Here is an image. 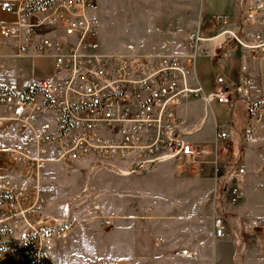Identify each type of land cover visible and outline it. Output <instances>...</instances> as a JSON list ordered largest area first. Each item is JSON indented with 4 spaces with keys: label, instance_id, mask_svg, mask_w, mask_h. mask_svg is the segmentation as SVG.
<instances>
[{
    "label": "built area",
    "instance_id": "obj_1",
    "mask_svg": "<svg viewBox=\"0 0 264 264\" xmlns=\"http://www.w3.org/2000/svg\"><path fill=\"white\" fill-rule=\"evenodd\" d=\"M100 8L98 0H0V47L15 40L16 56L53 61L51 82L0 83V196L9 202L0 231L8 230L17 241L0 238V264H52L56 241L66 236L69 223L35 221L32 215L40 207L39 183L54 163L117 159L134 167L129 173L167 161L211 163L216 168L213 237L221 240L232 233L220 212L223 205L241 200L247 171L237 160L227 167L229 129L216 123L213 149L201 150L185 140L178 108L185 99L201 98L206 107L225 106L234 124V104L249 103L250 78L230 86L216 75L210 92L192 81L206 41L199 31L188 34L185 57L159 51L103 53ZM224 34L245 52L264 58V0H248L238 28L217 37ZM9 165L26 173V185L6 178ZM93 210L99 211V205L94 203ZM241 224L251 233L264 220L244 218ZM193 254L182 250L179 256Z\"/></svg>",
    "mask_w": 264,
    "mask_h": 264
},
{
    "label": "rangeland",
    "instance_id": "obj_2",
    "mask_svg": "<svg viewBox=\"0 0 264 264\" xmlns=\"http://www.w3.org/2000/svg\"><path fill=\"white\" fill-rule=\"evenodd\" d=\"M185 0H98L101 7L102 27L100 33L101 51L106 54H145L164 52L178 56H188L190 48L187 43L188 34L199 31L206 38L203 43L204 53L198 56L192 69V81L197 79L206 92L212 91L213 81L218 72L224 75L237 74L238 66H231L222 61L228 55L239 53L258 55L245 52L229 35H220L226 30L238 28L241 15L248 0H235L231 5L232 12L230 27L217 28V20L229 15L224 5L216 0L203 4L201 1L187 5ZM187 15L182 21L184 10ZM229 17V16H228ZM215 29V30H214ZM17 41L0 47V79L15 81L31 76L32 72L38 77L53 80L51 60L35 61L16 56ZM211 61L213 72L202 74L200 64L202 58ZM262 57V56H261ZM188 63L189 61H187ZM222 61V62H221ZM207 62V61H206ZM223 65L224 71L219 64ZM189 64V63H188ZM201 73V74H200ZM206 76V79L203 77ZM37 77V78H38ZM258 90L264 95V80L257 83ZM252 96V94H250ZM254 97H257L255 95ZM259 97V96H258ZM240 101L236 108V123L231 124L229 138L231 155L228 165L235 160L244 165L246 181L250 187L263 189L264 185V98L256 102ZM178 114L184 120L183 132L185 140L197 145L201 150L211 151L215 143V122L227 125V108L214 104L206 107L201 98L185 99L178 108ZM243 120V121H242ZM242 121V123H238ZM255 121H257L255 123ZM252 127L253 131L246 128ZM251 132V133H250ZM251 138V139H249ZM235 144V145H234ZM236 146V148H235ZM210 157V156H209ZM171 163H164V176L170 169ZM211 163H194L186 165V171ZM150 170L129 173L132 167L121 160H105L101 158L85 159L69 164L54 163L46 170V177L39 183L41 192L36 214V221H67L66 236L56 241L54 264H106L108 259L117 256L126 241L122 232H113L112 224H80L87 219L96 220L98 211H93L94 203L101 209V215H111L109 205L116 199L129 198L134 192L124 182L133 181L135 176H144ZM213 168L215 167L212 165ZM123 172L128 174L123 175ZM6 178L18 184H27L25 172L13 165L8 166ZM131 177V178H130ZM130 178V179H128ZM152 181L164 183L158 173ZM32 188L31 191H34ZM255 200V197H253ZM35 201V199H33ZM4 196H0V220L7 217ZM106 208V211H105ZM238 207L225 204L220 214L231 224L233 217H238ZM101 218V220H104ZM8 224V223H6ZM15 237V235H13ZM0 238L17 242L10 236L8 230L0 231ZM56 252V251H55ZM195 264V263H193Z\"/></svg>",
    "mask_w": 264,
    "mask_h": 264
},
{
    "label": "crops",
    "instance_id": "obj_3",
    "mask_svg": "<svg viewBox=\"0 0 264 264\" xmlns=\"http://www.w3.org/2000/svg\"><path fill=\"white\" fill-rule=\"evenodd\" d=\"M190 1L193 3L201 1L203 4L206 2L208 4L213 0H185L184 4L187 5ZM216 1L224 5L223 10L229 13L217 20V28L221 31L222 28L230 27L231 5L235 0ZM186 15L185 8L180 24L186 20ZM30 59L35 61L51 60L39 57ZM201 60L200 72L205 75L207 70L213 72L208 57H203ZM222 61L239 67V71L235 75L234 73L224 75L222 72H218V75L226 78L228 85L233 86L242 77H249L252 82L250 102L264 98V95L260 96L261 93L257 87V83L264 80V58L258 55L239 53L225 56ZM51 62L50 76L53 74V61L51 60ZM219 65L224 71L223 65L221 63ZM38 76L33 71L29 77L15 81L0 79V83H15L21 86L31 78L49 81L47 77L40 78ZM203 79H206V76ZM255 95L257 97H254ZM239 102L234 104L231 116L234 124ZM229 120L227 125L223 126L230 132L232 128ZM242 121H238V123L240 124ZM214 122L221 124L216 119ZM249 124L246 125V128L253 131ZM164 163H171L165 176ZM164 163L158 164L147 175L135 176L133 181L124 182L123 185L128 186L134 195L113 201L109 205L111 215H101L100 209L96 220L87 219L84 223H80L106 224L104 221H109L113 226V232H122V239L126 241L124 245L127 247L121 248V253L108 259L106 264H264V225L251 233H246L241 224V220L244 218L264 220V185L262 190L256 189L255 185L250 187L245 180L243 196L236 205L238 217H233L232 224H230L232 233L224 239L216 240L213 237V215L216 209L212 204L216 168H213L212 164L211 166L208 164L186 171V165H179L176 161ZM123 173V175L126 174V172ZM156 173L163 178L164 183L152 181ZM103 217L106 220H101ZM56 221L61 222L58 219ZM56 249L55 247L52 264L55 263ZM182 250L192 251L194 254L187 258H181L179 253Z\"/></svg>",
    "mask_w": 264,
    "mask_h": 264
},
{
    "label": "bare ground",
    "instance_id": "obj_4",
    "mask_svg": "<svg viewBox=\"0 0 264 264\" xmlns=\"http://www.w3.org/2000/svg\"><path fill=\"white\" fill-rule=\"evenodd\" d=\"M126 174H128V173L126 172Z\"/></svg>",
    "mask_w": 264,
    "mask_h": 264
}]
</instances>
